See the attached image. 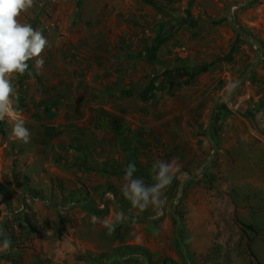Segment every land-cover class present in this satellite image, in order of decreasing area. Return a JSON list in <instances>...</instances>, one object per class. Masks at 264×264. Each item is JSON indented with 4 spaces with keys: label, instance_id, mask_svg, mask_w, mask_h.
<instances>
[{
    "label": "rangeland",
    "instance_id": "rangeland-1",
    "mask_svg": "<svg viewBox=\"0 0 264 264\" xmlns=\"http://www.w3.org/2000/svg\"><path fill=\"white\" fill-rule=\"evenodd\" d=\"M238 1L34 0L21 12L48 44L42 69L31 59L8 77L30 140L0 120V264H264V53L216 110V151L209 134L214 103L261 54L231 24ZM234 17L264 44V0ZM157 162L176 171L160 209L141 212L125 193L154 187Z\"/></svg>",
    "mask_w": 264,
    "mask_h": 264
},
{
    "label": "clouds",
    "instance_id": "clouds-1",
    "mask_svg": "<svg viewBox=\"0 0 264 264\" xmlns=\"http://www.w3.org/2000/svg\"><path fill=\"white\" fill-rule=\"evenodd\" d=\"M33 5L34 0H0V120L8 117L12 123L11 136L24 143L29 142L30 132L25 127L21 113L13 106L11 96L15 89L8 77L12 73L23 75L28 68L27 61L31 59H35L37 70L42 69L44 65L41 53L48 41L38 28L34 29L31 24L20 23L17 19L21 12H27ZM157 163L159 171L154 177L157 180L154 187L145 189L141 182L133 181L130 184V194L125 193L133 206H138L141 212L149 205L153 206L154 210L160 209L165 202L161 199L162 191L171 183L176 171L167 163ZM130 174L129 171V176ZM124 218L121 212L116 214L115 220L121 222ZM92 221L95 223L97 218L93 216ZM103 223L111 234L114 230L113 223L109 220ZM9 244L10 241L5 239L0 251L7 249Z\"/></svg>",
    "mask_w": 264,
    "mask_h": 264
},
{
    "label": "water",
    "instance_id": "water-1",
    "mask_svg": "<svg viewBox=\"0 0 264 264\" xmlns=\"http://www.w3.org/2000/svg\"><path fill=\"white\" fill-rule=\"evenodd\" d=\"M251 1H253V0H245V1H238V2L232 3V4H230V6L228 8V12H229L230 21H231V24L233 25V27L236 28L242 34H244L249 40L259 44L260 47H261V54H260L259 58L253 63V65L243 75V77L241 78L240 82L237 84V87H236L235 91L231 95H229L227 97H221L218 100H216V102L214 103V105H213V107L211 109L210 122H209V134H210L211 140L214 142L215 151L218 149V143L215 142V140H214V135H213V131H212V124H213V120H214L217 108H218V106L221 103L231 100L239 92V89L242 86L243 82L248 77V75L251 73L252 69L256 66L257 62L260 60V58L262 57V55L264 53V44H263L262 40L257 38V37H255L251 33H249L247 30H245L242 26L237 24V22L235 21L234 7L235 6L246 5V4L250 3ZM209 161H211V159ZM209 161L206 162L203 165V167L206 166L209 163ZM197 173L198 172L191 173V176H195V175H197Z\"/></svg>",
    "mask_w": 264,
    "mask_h": 264
},
{
    "label": "trees",
    "instance_id": "trees-1",
    "mask_svg": "<svg viewBox=\"0 0 264 264\" xmlns=\"http://www.w3.org/2000/svg\"><path fill=\"white\" fill-rule=\"evenodd\" d=\"M176 27H180V25L176 26Z\"/></svg>",
    "mask_w": 264,
    "mask_h": 264
}]
</instances>
